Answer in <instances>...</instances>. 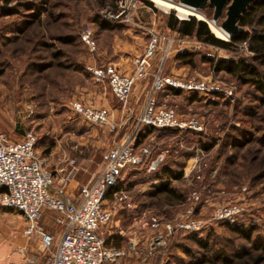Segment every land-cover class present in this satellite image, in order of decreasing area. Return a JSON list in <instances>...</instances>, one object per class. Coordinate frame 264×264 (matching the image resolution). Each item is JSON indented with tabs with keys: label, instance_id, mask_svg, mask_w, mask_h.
I'll return each instance as SVG.
<instances>
[{
	"label": "rangeland",
	"instance_id": "obj_1",
	"mask_svg": "<svg viewBox=\"0 0 264 264\" xmlns=\"http://www.w3.org/2000/svg\"><path fill=\"white\" fill-rule=\"evenodd\" d=\"M147 1L151 6L145 3L134 14L146 12L150 7L148 17L145 14L142 17L137 15V20L134 19V14L131 17L132 22L138 24L140 29H133L130 22L113 23L109 29L100 26L102 20L98 16L101 9L112 5L114 0H13L8 5L0 1V119L4 116L16 128L22 127V122L26 120V132L35 133L38 140L42 135L47 136L45 140L55 146L49 151L52 153V160L44 158L51 170L54 171L52 162L56 160L57 154L60 155L59 152L65 150L70 158L78 160L79 166H86L88 176L94 175L101 168L103 157L112 142L126 139L133 128L131 125L130 130L126 131L128 126L139 116L138 105L130 103L131 94L124 110L120 104L114 105L119 111L117 123L108 117L110 122L119 126L115 133L86 125L75 115L69 108V102L75 100L90 105L91 103H86L81 98L91 101L93 96L86 90L93 87V83L96 84L86 73L85 65L96 59L102 60L104 56L105 60L115 57L118 59L119 55L130 59L135 57V60L143 54L150 41L148 35L143 37L144 29H151L162 38L172 39V32H168L166 28L170 16L180 21L193 17L205 22L211 32L208 23L212 19L213 8L208 5L197 10L203 19L194 15L181 18L174 9L165 12L154 7L152 0ZM171 1L173 4L180 3L179 0ZM225 17L224 11L216 25L220 26ZM259 18L257 16L253 19L250 27H244V30L249 34L264 33V25L259 24ZM87 25L92 29L96 44L92 52L79 39L81 30ZM223 41L229 42L230 37ZM176 42L180 48L193 52L192 66L175 59L172 47ZM173 45L168 48L166 42L160 40L151 63L155 59L159 63L162 61V65L165 62L166 70L170 65L174 66L180 76L171 77L176 79L211 77L232 85L235 88L234 98L212 101L187 92H180L178 95L169 92L160 94L157 105L172 109L184 119H198L203 126V133L179 136L151 130L144 136L139 147H146L150 151L145 164L125 170L118 179L121 191L112 198L105 199L113 213L112 222L108 226L115 220L119 221L118 228L121 225L126 243L129 239L139 240L144 243L146 250L152 238L164 233L166 226L174 225L184 216L207 217L212 209L238 204L245 208L238 223L247 226L252 224L254 227L251 241L216 224L197 235L199 239L208 240L206 252L191 240H182L179 244L189 249V254L183 253L180 245H175L176 249L173 248L170 255L165 256L168 258L167 262H200L222 252L228 264H248L249 258L259 255L263 258L261 264H264V254L259 250L260 246L264 247L262 96L250 85L240 84L229 75L214 73L203 60L208 56H238L248 59L251 54L247 44L236 45L234 51L229 52L186 37L174 40ZM168 54L169 60L166 59ZM113 67L119 71L117 67ZM148 78L149 74L143 80L147 81ZM150 79L152 82V77ZM143 80L136 82L134 86ZM25 104L32 105L33 113L28 118L23 113ZM0 122L5 125L6 121L1 119ZM203 146L211 148L205 151ZM165 170L181 173L179 180H172L170 183V187L178 195L173 200L164 195L153 196ZM70 180L71 178L67 184ZM45 215V219L52 222L53 214L46 211ZM120 215H125V220H121ZM24 226L22 217L16 211L0 206V253L2 245L8 240L24 237ZM107 227L104 226L103 230ZM45 231L57 235L60 230L51 226ZM158 251L156 249L155 253Z\"/></svg>",
	"mask_w": 264,
	"mask_h": 264
},
{
	"label": "built area",
	"instance_id": "obj_2",
	"mask_svg": "<svg viewBox=\"0 0 264 264\" xmlns=\"http://www.w3.org/2000/svg\"><path fill=\"white\" fill-rule=\"evenodd\" d=\"M144 5L143 0H114L112 5L101 9L98 17L114 24L132 23L134 12ZM148 36V46L134 60V68L129 75L120 74L110 65L87 64L84 67L94 82L108 86L123 110L128 105L134 84L149 74L158 42L165 41L168 48L174 44L173 39L162 38L152 30H149ZM79 39L88 50H95L96 44L90 26L81 30ZM161 67L162 61L152 76V92H187L212 101L234 98L235 88L232 85L211 77L176 79L163 75ZM69 108L87 124L104 128L108 133H115L119 128L108 120L109 115L103 109H95L75 100L69 102ZM23 113L26 118L30 117L33 113L32 105L25 104ZM134 122L126 139L112 142L108 163L103 171L95 174L90 184L79 188V200L76 204L65 193L70 175L61 178L59 186H54L56 172L36 153L38 138L35 133L26 132L22 140L13 141L5 132L0 131V206L15 210L21 215L25 222L23 236L27 239L35 237L41 252H49L54 246L45 264H118L125 252L107 247L105 240L99 235V230L110 224L113 217L112 211L105 207L106 186L117 182L125 170L145 164L150 151L139 145L142 142L141 136L147 131L170 130L179 136H195L201 135L204 130L198 119H184L172 109L157 105L154 100L146 103ZM43 211L54 214V223L60 228L57 239L41 227ZM244 212L245 208L241 205L228 204L212 209L207 217L184 216L174 225L166 226L164 233L150 240L143 252L145 264H151L149 260L156 249H164L175 234L203 232L219 222L238 224Z\"/></svg>",
	"mask_w": 264,
	"mask_h": 264
},
{
	"label": "crops",
	"instance_id": "obj_3",
	"mask_svg": "<svg viewBox=\"0 0 264 264\" xmlns=\"http://www.w3.org/2000/svg\"><path fill=\"white\" fill-rule=\"evenodd\" d=\"M148 10H150V9H147V11ZM147 11L135 13L134 19L137 20L138 19L137 15L142 17L143 14H145V17L147 18L148 14H149V12H147ZM149 19H152V18L149 17ZM178 21H180V20L178 19ZM132 28L133 29L134 28L140 29L141 27L138 24H136V23L134 24L132 22ZM144 30H145V33H143V37L145 38V37H147L149 30H151V29H144ZM128 31H130V29ZM168 32H172L171 37L173 40H177V39L181 40L183 38H186L184 36L179 35L176 32L169 31V30H168ZM140 41H141V39H140ZM177 44L178 43L176 42V44L173 45V47H172V51H174L173 54L175 56V59H176V56L180 52L185 51L184 48H180V46ZM103 55H105V54H103ZM169 55L170 54H168V56H166V59H168V60L170 57ZM119 56L120 57L118 59L115 57V59L110 58L107 60H105L106 58L104 56V59H102V60L96 59V60H93L92 62H89V64H93L96 66H103V65L111 64V65L117 67L119 69V71L124 73V74L131 73L133 71V68H134V61H133L134 59L133 58H135V57L130 59L129 57H126L124 55H119ZM159 64L160 63L158 61H156V59H155L151 63V67L149 69V78L147 79V81L143 80L142 82L135 85L133 90H132V93L130 96V101H132V102H130V103H131V105H135V106L138 105V112H137L138 114L141 113L144 106L146 105V103L149 100H154V102L156 104L158 102L157 98L160 96L161 93H158V92L156 93V92L151 91V79H150V77H152L153 74L156 72ZM165 65H166V63L164 62L162 67H161V73L163 75L175 76V77L180 76V75H178L179 72L175 69L174 66L170 65L167 68V70H168V72H167V70L165 69ZM93 84H94L93 87L88 88L86 90L90 96H93L92 100L91 101H89V99L86 100L85 97L81 98L86 103H89V104L91 103V104L90 105L84 104V103H82V104L93 107L95 109L105 110L108 113L110 119L112 121H114L115 123H117L116 120H117V117H118L117 115L119 114V111H118V109H116L114 107V105L117 104L119 106V103L114 98V96L110 92L107 85L100 84V83H96V84L93 83ZM111 103L113 105H111ZM17 106H18V104H17ZM122 113H123V111H122ZM1 119H3L4 121L7 122V120L4 118V116H1ZM6 122H5V125L1 124V122H0V129H3L2 131L6 132L9 135L11 140H13V141L22 140L25 133H26V127H28V126H26V124H27L26 120L24 122H22L23 123V124H21L22 127L20 126L17 128H16L15 124L8 123V122L6 123ZM84 123L86 125H89L86 122H84ZM98 128H100V127H98ZM129 128H131V124L128 126V129L126 131L130 130ZM46 137L47 136L42 135L41 138L37 141L36 146H35V151L39 156L43 155L41 157L45 158L46 160L49 158L47 161H50V160H52V158H50L52 153H50L49 151L52 150L55 146H54V143L52 144L50 141L45 140ZM58 146L61 147L60 144H58ZM109 150H110V148H108L106 150V154L103 157V164L99 170L95 171L94 175L95 174L97 175L100 172H102L103 169L105 168V166L107 165ZM62 151L63 152H59L60 155L57 154L56 160H54V162H52V166L54 167V171L56 172L55 178L58 180V178L61 179V178L65 177L66 175H70L71 180L65 187V193L68 196V198L73 203L76 204V203H78V200H79L78 199L79 188L82 185L90 184L93 180L94 175L92 174V175L88 176L87 169H86V166L84 164L82 166H79L77 159L70 158L69 154L65 150H62ZM80 163H83V161H81ZM56 179L54 180V186L55 187L59 186V180L57 181ZM105 207L107 209H110L106 203H105ZM45 212L46 211H43L42 216H41V220H40L41 227L43 229L45 228L47 230H49V228L51 226H55V227L59 228V226H57L54 223V214L51 212L53 214V218H52V222H50L47 218L45 219V216H46ZM121 216L122 215H120V217ZM121 220H125V215H123L121 217ZM118 222L119 221L115 220V222L112 223L111 225H109V226L107 225L108 227L105 226V227H107V229L103 230L104 227H102L99 230V235L101 237H103V239L106 242L105 245L109 248L121 249L125 252V255L123 256V258L120 260V262L118 264H145L144 254H143V252L145 250L144 243L140 242L139 240L136 241L135 239H129L128 242L126 243L124 236H123V231L120 228L121 225L118 228ZM59 230H60V228H59ZM50 234L55 239H57L59 236V233L57 235H54L52 233H50ZM53 250H54V246H52V248L50 249L49 252H41L40 248H39L38 240L35 237H32L30 239H27L25 237H23L22 239L21 238L11 239V240H8V242L3 244L1 247L0 264H45V262L47 261V259L49 257V253L52 252ZM167 257L163 258L158 264H168V262H167L168 258ZM151 264H157L156 260L151 261Z\"/></svg>",
	"mask_w": 264,
	"mask_h": 264
},
{
	"label": "trees",
	"instance_id": "obj_4",
	"mask_svg": "<svg viewBox=\"0 0 264 264\" xmlns=\"http://www.w3.org/2000/svg\"><path fill=\"white\" fill-rule=\"evenodd\" d=\"M3 4L8 5L13 0H0ZM144 3L151 6V3L147 0H143ZM259 18V24L264 25V0H255L250 4L247 11L242 15L238 21L239 26L244 29V27H250L253 22V19ZM100 19V18H99ZM101 20V19H100ZM114 24L111 22L103 21L100 23L102 28H111ZM166 28L169 31L178 33L181 36L194 38L196 41L202 43L206 46H213L218 49H223L227 51H234L236 45L246 43L248 52L251 54L250 58L245 59L238 56L233 57H206L203 60L209 64L212 71L216 74L223 73L231 76L240 84L252 86L257 93L262 96V103H264V33H253L249 34L244 30L242 34L230 36L229 42H224L214 37L210 32L207 24L203 21H198L195 18L191 17L188 20L178 21L176 18L170 16L166 22ZM176 59L180 60L182 63L192 66L194 63V54L193 52H187L186 50L180 52ZM263 67V70H261ZM171 94L178 95V91H167ZM134 122H131L133 125ZM153 131V130H152ZM168 133H174L170 130H158ZM149 132L144 135L146 136ZM144 136H141L142 138ZM211 146H203L205 151H208ZM160 184L154 189L153 196L164 195L167 199L173 200L178 198L176 192L170 187L172 180H179L181 173L173 172L171 170H165L163 175L160 176ZM121 191V187L118 184V181L109 184L105 188V198H112L116 193ZM225 226L229 231L237 233L240 237L246 241H251L252 233L254 227L252 224L242 225L240 223L229 225L223 222L215 223ZM212 225V226H213ZM201 232L197 233H186L179 232L172 239L169 240L168 246L164 250H159L155 253L151 261L156 260L157 264L165 257L169 256L175 245H180L183 253L189 254V249L184 246H181L182 240H191L194 242L202 251L206 252L208 249V240H202L197 237ZM264 241V238H263ZM106 244V242H105ZM176 249V248H175ZM259 250L264 254V247L260 246ZM205 255V254H204ZM263 258L262 256H256L249 258L248 264H261ZM150 261V262H151ZM220 262L222 264H228V260L222 252H218L216 255L210 259H203L200 262H191L189 264H216ZM109 264V263H105Z\"/></svg>",
	"mask_w": 264,
	"mask_h": 264
},
{
	"label": "water",
	"instance_id": "obj_5",
	"mask_svg": "<svg viewBox=\"0 0 264 264\" xmlns=\"http://www.w3.org/2000/svg\"><path fill=\"white\" fill-rule=\"evenodd\" d=\"M181 4L187 5L194 10H201L205 6L213 8L212 21L216 23L225 11V20L221 22L220 28L227 34H242L244 29L239 26L238 21L255 0H179ZM215 37V36H214ZM216 38V37H215ZM218 39V38H217ZM221 40V39H219ZM223 41V40H222ZM154 167V164L151 166Z\"/></svg>",
	"mask_w": 264,
	"mask_h": 264
},
{
	"label": "bare ground",
	"instance_id": "obj_6",
	"mask_svg": "<svg viewBox=\"0 0 264 264\" xmlns=\"http://www.w3.org/2000/svg\"><path fill=\"white\" fill-rule=\"evenodd\" d=\"M152 2L156 8L165 12L174 9L181 18H186L188 15H194L199 19H203V16L199 12L187 5L181 3L173 4L171 0H152ZM208 24L210 25L211 32L216 38L222 40L228 38L227 34L220 28V26H217L212 20L209 21Z\"/></svg>",
	"mask_w": 264,
	"mask_h": 264
}]
</instances>
